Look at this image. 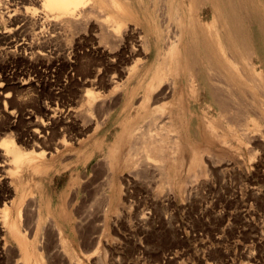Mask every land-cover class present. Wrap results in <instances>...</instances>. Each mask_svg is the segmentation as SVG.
I'll use <instances>...</instances> for the list:
<instances>
[{
  "label": "rangeland",
  "instance_id": "374dc122",
  "mask_svg": "<svg viewBox=\"0 0 264 264\" xmlns=\"http://www.w3.org/2000/svg\"><path fill=\"white\" fill-rule=\"evenodd\" d=\"M26 1L0 0V13L13 6L22 14L24 5H31ZM128 1L131 7L119 32L129 47L145 36V29L139 0L117 2ZM84 5L90 23L59 28L60 39L50 42L75 45L74 51L45 49L47 36L54 33L50 18L32 23L25 36L34 43L33 52L48 51L46 58L15 55L0 42L1 151L13 140L32 150L33 123L47 120L48 107L76 104L82 81L100 68L104 78L97 91L109 93L114 86L105 81L120 63L133 65L125 49L107 45L101 25L112 18L110 9L96 0ZM11 28L0 19V33L16 42ZM106 46L125 55L117 68ZM154 59L152 50L144 61ZM202 92H188L176 150L167 147L166 158L128 166L114 161L108 172L100 153L85 161L80 154L87 146L78 145L50 171L25 164L15 173L13 162L2 166L0 208L8 201L22 234L13 236L0 220V264H264V77L242 83L225 113ZM122 109L120 104L115 116ZM119 127L112 118L101 133L108 132L107 141L114 142ZM76 131L77 124L72 134ZM36 195L45 208L40 223L32 210ZM59 215L67 219L56 221Z\"/></svg>",
  "mask_w": 264,
  "mask_h": 264
},
{
  "label": "bare ground",
  "instance_id": "6f19581e",
  "mask_svg": "<svg viewBox=\"0 0 264 264\" xmlns=\"http://www.w3.org/2000/svg\"><path fill=\"white\" fill-rule=\"evenodd\" d=\"M88 1L29 0L31 5L25 4L24 13L19 15L16 7L8 6L0 13V19L12 25L11 31L17 39L15 42L4 32L0 33V42H5L9 48L6 50L15 55L46 58L48 51L33 52L34 43L25 36L32 23L50 18L54 22V33L47 36L49 43L45 49L63 53L69 49L74 51L75 45L53 46L50 42L60 39L61 35L56 33L59 28H81L90 23L84 7ZM96 1L108 7L112 16L101 25L107 45L125 49L133 65H128L127 61V65L120 63L119 71L105 81L114 86L109 93L97 91L104 78L100 68L94 77L82 81V92L76 104L63 101L61 105L48 107L47 120L33 123L37 125L29 143L33 149H22L14 140L6 144L7 149L0 150L3 157L0 171L11 162L15 164V173L25 164L38 172L44 168L50 171L53 166L62 164L66 151L75 150L78 145L87 146L80 154L85 161H91L97 152L100 153V163L108 172L113 170L114 161L118 165L124 160L128 166L138 161L149 163L153 158H166L169 155L167 147L175 149L177 136H180L176 134L177 129L186 119L188 92L203 90V95L225 113L234 101L233 93L242 83L257 76L264 77V0H139L145 36L139 35L129 47L119 30L128 15L130 1L127 4L118 0ZM199 5L203 7L197 11ZM116 48L105 47L112 54L110 60L115 68V63L125 56ZM152 50L155 59L149 64L144 58ZM120 104L123 109L115 116ZM112 118L120 126L114 142L107 141L108 132L101 133ZM75 124L78 131L72 134ZM4 178L0 173V181ZM35 199L32 210L40 223L45 218L43 198L36 195ZM4 203L0 208V220L17 237L21 229L17 219H12L8 201ZM17 215L22 216L21 205H18ZM66 219L56 216V221ZM59 233L63 235L62 229Z\"/></svg>",
  "mask_w": 264,
  "mask_h": 264
}]
</instances>
